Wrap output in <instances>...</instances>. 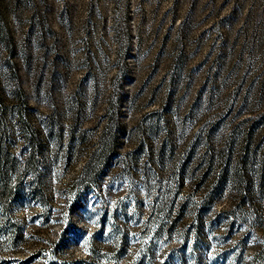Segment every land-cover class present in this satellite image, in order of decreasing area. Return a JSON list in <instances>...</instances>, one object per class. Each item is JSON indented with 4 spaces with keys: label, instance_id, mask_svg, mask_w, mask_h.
<instances>
[{
    "label": "rangeland",
    "instance_id": "obj_1",
    "mask_svg": "<svg viewBox=\"0 0 264 264\" xmlns=\"http://www.w3.org/2000/svg\"><path fill=\"white\" fill-rule=\"evenodd\" d=\"M1 149L0 264H264V0H0Z\"/></svg>",
    "mask_w": 264,
    "mask_h": 264
},
{
    "label": "trees",
    "instance_id": "obj_2",
    "mask_svg": "<svg viewBox=\"0 0 264 264\" xmlns=\"http://www.w3.org/2000/svg\"><path fill=\"white\" fill-rule=\"evenodd\" d=\"M13 94L15 96H18L19 98L22 97V92L20 89H15L13 91ZM14 160V157L10 155L8 151H6L5 149L0 150V203L5 209L8 206L7 201L9 199L11 200L20 196L22 192L21 190L23 189L20 179L18 178L16 180L10 176V165ZM27 160L28 162H26L23 169L35 171L34 167L29 168L27 166V163L35 162L32 153ZM33 190L35 191V187H33Z\"/></svg>",
    "mask_w": 264,
    "mask_h": 264
}]
</instances>
